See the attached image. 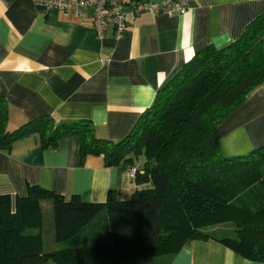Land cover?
<instances>
[{
    "label": "trees",
    "instance_id": "trees-1",
    "mask_svg": "<svg viewBox=\"0 0 264 264\" xmlns=\"http://www.w3.org/2000/svg\"><path fill=\"white\" fill-rule=\"evenodd\" d=\"M264 82V12L240 36L205 46L161 86L129 134L99 137L89 119L52 115L9 129V105L0 97V150L38 133L43 148L62 137L80 138L81 161L103 156L107 167L137 166L139 184L129 199L110 191L106 201L29 185L14 201L0 194V264H145L178 253L188 240H217L243 257L264 262V145L229 157L220 125ZM144 158L142 165L137 161ZM53 206L54 237L63 248L45 251L41 201ZM105 211L110 239L88 242L86 227ZM223 228L208 230L216 225ZM234 225L233 234L226 225ZM29 230H37L30 233Z\"/></svg>",
    "mask_w": 264,
    "mask_h": 264
},
{
    "label": "crops",
    "instance_id": "crops-1",
    "mask_svg": "<svg viewBox=\"0 0 264 264\" xmlns=\"http://www.w3.org/2000/svg\"><path fill=\"white\" fill-rule=\"evenodd\" d=\"M126 9L124 35L117 39L108 32L100 38L91 9L75 16L71 8L44 12L39 0H0V97L9 105V129L52 115L62 122L89 119L99 137L125 138L158 89L185 62L205 46L220 47L237 39L264 12V0H192L185 15L173 16L135 14L130 2ZM220 131L229 157L264 145V82L222 122ZM79 148L76 135L48 148L42 147L38 133L18 139L9 151L0 150V194L9 195L14 208L29 185L96 203L106 201L110 191L129 199L136 190L151 186L137 183L126 167H107L103 156L88 155L81 161ZM143 162V157L137 161ZM45 201L51 200L41 201L44 244V205L50 209ZM85 231L88 242L108 241L105 211ZM63 246L57 243L51 250ZM145 264L264 262L247 259L217 240L195 239L186 241L178 253L152 257Z\"/></svg>",
    "mask_w": 264,
    "mask_h": 264
},
{
    "label": "built area",
    "instance_id": "built-area-1",
    "mask_svg": "<svg viewBox=\"0 0 264 264\" xmlns=\"http://www.w3.org/2000/svg\"><path fill=\"white\" fill-rule=\"evenodd\" d=\"M127 2L131 3L135 14L151 12L154 15L164 13L173 16L185 15L191 7L192 0H39V7L44 12L71 8L75 16H81L83 11L91 9L97 35L103 38L110 32L113 37L119 39L127 30ZM127 171L129 176L134 178L138 167L131 166Z\"/></svg>",
    "mask_w": 264,
    "mask_h": 264
},
{
    "label": "rangeland",
    "instance_id": "rangeland-1",
    "mask_svg": "<svg viewBox=\"0 0 264 264\" xmlns=\"http://www.w3.org/2000/svg\"><path fill=\"white\" fill-rule=\"evenodd\" d=\"M45 204H49L50 209H48L47 205H44V213H45V225H44V232H45V244H44V250L48 251L51 250V247L54 246L55 244H57V242L55 241V239H53L54 241H52L53 243H55L54 245L51 244V238L54 237V219H53V206H52V202L51 201H45ZM218 228H223V225H216V226H211L209 228H207L208 230H214V229H218ZM226 228L229 230L228 233L233 234L234 231H232L234 229V225L228 224L226 225ZM59 244V243H58ZM159 257V256H158ZM46 264H54L52 261H49Z\"/></svg>",
    "mask_w": 264,
    "mask_h": 264
}]
</instances>
